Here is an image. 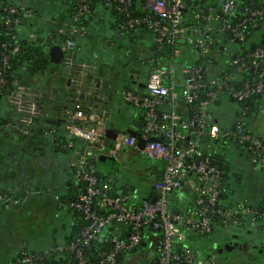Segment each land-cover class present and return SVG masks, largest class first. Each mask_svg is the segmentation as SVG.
<instances>
[{
  "label": "built area",
  "instance_id": "2783aa9c",
  "mask_svg": "<svg viewBox=\"0 0 264 264\" xmlns=\"http://www.w3.org/2000/svg\"><path fill=\"white\" fill-rule=\"evenodd\" d=\"M78 2L70 21L89 12V0ZM101 2L104 8L126 14L121 30L148 31L159 54L150 62L142 81L144 88L122 92L125 103L141 111V125L134 135L117 131L105 146L104 123L78 97L60 123L69 140L67 147L79 145L77 149H81L71 151L73 175L81 190L68 205L86 221L66 246L75 264H86L83 248L106 234L111 247L99 250L96 264H204L191 247L193 238L214 237L215 245L218 234L233 233L249 222L264 220V198L259 207L223 200L222 170L214 160L226 148L244 149L253 168L264 170V139L244 118H236L229 127L213 113L214 109L220 112L215 102L222 96L245 102L264 92V9L241 0ZM135 4L142 12L139 15L130 14L129 8ZM3 10L7 12L5 25L10 28L12 15H33L30 9L10 5ZM247 37L254 45L245 50L237 47ZM68 43L72 42L67 40L62 47ZM200 57H208L210 62L221 60L228 71L217 74L210 64L197 62ZM7 59L8 55H3L4 64ZM246 70L250 76L242 77ZM3 83L0 78V85ZM27 97V93L21 95L25 100ZM182 104L188 106L190 116L179 109ZM139 140L144 141L142 148ZM122 149H132L162 163L160 177L151 183L153 196L139 200L135 190L113 195L108 193L112 178H98L95 160L104 154L116 156ZM178 191H182L178 199L186 201L181 207L171 197ZM10 203V196L0 190V204ZM143 240L153 249L152 261L141 263L132 260V255L124 256L121 262L117 259L119 253L133 251ZM15 264H43L42 256L25 252Z\"/></svg>",
  "mask_w": 264,
  "mask_h": 264
},
{
  "label": "crops",
  "instance_id": "0c3cea01",
  "mask_svg": "<svg viewBox=\"0 0 264 264\" xmlns=\"http://www.w3.org/2000/svg\"><path fill=\"white\" fill-rule=\"evenodd\" d=\"M11 1L20 8L33 10L35 13L34 17L21 13L15 19L16 37L31 46H40L54 38L62 56L55 55L57 61H54L50 54L49 67L45 73L34 76L25 74L16 79L12 92L3 97L5 100H0V189L11 198L9 205L0 204V264H15L17 257L25 252L42 255L65 245V234L55 238L53 234L43 232L48 234L51 241L37 244V251L34 250L35 246L31 247L36 243V221L40 223L47 204L54 203L57 209L66 208L64 210L69 215V225L76 222L68 202L80 193L81 187L73 175V156L64 140L66 135L60 130V119L78 97L85 108L100 116L106 130L112 123L116 131H135L140 124L135 126L134 122L139 123L138 114L141 111L138 112L125 103L122 92L128 83V86H134V82L142 84L143 80L135 72H129L125 78L121 71L117 80L122 84L120 94L118 91L116 93L113 90L115 79L112 82V73L108 71L113 70L108 59H118L121 65L124 59L131 58L128 53H120L122 48L136 50L139 59L151 55L153 50V36L148 31L140 28L129 36L121 34L111 28L112 20L108 12L101 8H98L97 14L86 26L71 31L72 43L63 48L59 36L70 26V0ZM192 60L193 57L190 56L189 61ZM23 93L28 95L26 100L21 98ZM257 106L253 104L247 115L251 129L264 138V126L256 124V120L261 118L254 111ZM181 108L179 107L180 110ZM219 117L223 122L227 119ZM238 153L249 161L245 153ZM138 154L143 155L132 149H122L116 156H102L118 163L117 173L123 179L122 183L128 184L129 191L135 190L137 199L140 200L153 196L151 183L153 178L161 175L162 163L157 161L143 164L134 158ZM124 156H127L126 161ZM250 165L252 166L251 163ZM107 167L99 168L101 170ZM111 178L114 181L112 176ZM181 193L182 191H178L174 195L178 198ZM49 196L52 200L48 199ZM250 198L252 202L245 199L237 202L260 206L264 190L260 195L252 193ZM185 203L186 201L178 199L175 205L181 207ZM234 233H251L260 240L247 252L251 258L260 259L263 261L261 264H264V223L246 224V227L238 228ZM221 235L222 233L218 234ZM199 240L192 239L194 243ZM134 258L144 260L140 252L131 256L132 260ZM206 261L205 264L210 263L208 259Z\"/></svg>",
  "mask_w": 264,
  "mask_h": 264
},
{
  "label": "trees",
  "instance_id": "16d2710c",
  "mask_svg": "<svg viewBox=\"0 0 264 264\" xmlns=\"http://www.w3.org/2000/svg\"><path fill=\"white\" fill-rule=\"evenodd\" d=\"M242 2L248 3L251 2L253 6L255 7H260L264 9V0H241ZM78 0H70V9L68 12V16L73 15V13L75 12L76 7L78 6ZM5 5H10V6H15L17 8H20L19 6H17L16 4H14L11 0H0V78L4 79V83L0 85V100L7 94L11 93L13 88H14V81L16 79H19L20 77H22L25 74H28L30 76H34L36 74H43L46 72V70L49 67V57H50V49L51 47H53L56 42L55 40H53L52 38L47 40L44 44L40 45V46H31L29 44H27L24 40H19L16 37V23H15V19L17 17H19L21 15L22 12H19L18 14L12 15L11 16V26L12 28L8 27L5 25V17L7 15V12L5 10H3V7ZM98 8H101L102 10L108 12L112 23H111V28L112 29H116L118 30L121 34L124 35H132L134 32H136L138 29L137 28H128L126 30H121L120 29V25L127 19V16L125 13L123 12H117L115 11L113 8H104L102 7V2L101 0H89V12L85 13L83 16L79 17L78 20L76 21H70L69 20V28L67 29V31L65 33H61L60 36L59 34H55V36H59V38L62 40V44L65 45L67 40H71L73 38V34H72V30L78 27H83L86 26L87 23L97 14ZM130 10V14L131 15H139L142 12L140 11V9L138 8V6L135 4L133 5L131 8H129ZM33 17L35 16V13L33 12ZM187 14L189 13V10H187L186 12ZM72 31V32H71ZM262 37V36H261ZM250 37H247L246 40L241 43L237 47H242L244 50L246 48H251L254 43L250 41L249 39ZM133 41V40H132ZM256 44V42H255ZM153 50H152V54L139 59L137 57L138 52L136 50L130 49L127 50L128 55L131 56V58L129 59V61H131L133 64H138V63H142L144 65L148 66V71L149 68L151 66V60L153 59V57H155L157 54H159V52L156 51V47L153 43ZM8 55V59L7 62L4 64L2 57L3 55ZM158 56V55H157ZM202 62L204 65L210 64V66L214 67V72L219 74V73H226L225 70L221 63V60H217V62L215 61H209L208 57H200L199 60H197V62ZM249 70L244 71L243 73H241L242 77H248L250 76ZM130 73H134V71H130ZM214 73V74H215ZM148 74V72H147ZM144 81V79H143ZM132 83V82H131ZM134 86H128L130 85V83H128V85L126 86L125 89H139L142 90L141 86H139V83L134 82ZM200 97L203 98L204 97V93L200 92ZM199 100H197L196 103H198ZM227 102H235L238 105L236 106L237 108L234 109V117L233 118H229L227 117L226 121L224 122L225 125L232 127V125H234V121L236 120V118L238 117H242L247 121V124L250 126V120L248 118L247 115V111H249V109H252L253 104H257L258 108H254V111L256 112V114H258V116L260 117H264V92H261L260 94H257L255 96H253L251 99L245 101V102H240V101H235L232 100L230 97L228 96H222L218 101L215 102V106L220 108L222 110V108H224V104ZM184 107V108H183ZM190 107V106H189ZM215 107V108H216ZM133 108V107H132ZM248 108V109H247ZM136 109V108H133ZM182 111H184V109L186 110L185 115L190 116L191 115V111H187L188 106L187 105H183L182 104ZM138 112H140L139 109H137ZM213 113L215 115H217L218 111L217 110H213ZM137 116V115H136ZM138 116H140V113L138 114ZM218 117V116H216ZM138 118V117H136ZM139 119V118H138ZM61 121L63 120V118L60 119ZM139 121V120H138ZM140 123V122H139ZM141 125V124H140ZM59 135V134H58ZM261 138H263L260 135ZM264 139V138H263ZM65 142L67 143L69 140L64 138ZM74 150H79L81 151L80 148L77 149V147H75L74 145H72L71 147L68 148V151H74ZM232 151H237V152H241V153H245L246 152L244 149H240V150H236V148L234 150H230L227 149L223 151V153H219L217 155L214 156V160L219 164V166L221 167L222 170V175H223V179H222V188H223V197L225 196V189L226 187H228V184L225 183V173L223 170V161H224V156L227 157V155H229V153H231ZM100 159L99 157L95 160V166L97 169V175L98 178L100 180H106L107 178H110L111 176L113 177L114 181H111L109 186V191L108 193H112L113 195H118V194H126L129 192L130 188L127 185H125L124 183H122V178L118 175V167L116 164V161H114L113 159ZM103 166H108L107 168H100L99 167H103ZM228 166L225 167V169H227ZM260 171H264V170H260ZM160 176L158 175L157 178H159ZM1 190V189H0ZM3 192H5L4 190H1ZM6 193V192H5ZM261 206V205H260ZM259 207V206H257ZM74 212V216L76 217V222H74V224H72L71 226V230L69 232V234L66 237V242H65V246L60 248V249H56L53 251H49L47 253L42 254V262L43 264H75L76 263V259L73 255L72 252L69 251V249L67 248L66 245H68L72 240H74L78 233L80 232V230L82 229V227L86 224V221L83 219V216L81 215V213L73 208H71ZM264 221V220H263ZM115 226H118L119 224H114ZM104 238H102V240L94 239L91 241L90 245L87 247H84L82 252L83 255L87 258V263L86 264H96L97 261V253L99 252L100 249H108L111 247V242L108 240V238L106 237V234H104ZM211 237L208 236L206 237L204 240H208L210 241ZM203 239V238H202ZM143 253L144 252V260L141 263L144 262H149L152 261L154 259L152 252L153 249H149L148 248V243L146 242V240H143L142 242H140L139 246L134 249L133 251H125V252H121L117 255V259L121 262L122 259L131 255H134L136 253Z\"/></svg>",
  "mask_w": 264,
  "mask_h": 264
},
{
  "label": "rangeland",
  "instance_id": "374dc122",
  "mask_svg": "<svg viewBox=\"0 0 264 264\" xmlns=\"http://www.w3.org/2000/svg\"><path fill=\"white\" fill-rule=\"evenodd\" d=\"M134 45L133 43H131ZM120 53L122 55L127 54V50L125 48H122L120 50ZM130 59V58H129ZM109 66L113 69H108L109 72L112 73V82L113 79H115V83L113 84V90L117 93V91L120 94V88H121V81H117L119 78V74L123 72L124 77L127 78L128 73L130 71H134L136 75H138L139 79H146L147 72H148V66L144 65L142 63H138L135 66L129 61V60H123V64H119L120 61L118 59L112 60V58L108 59ZM122 65H124V68L122 69ZM109 67V68H110ZM122 71V72H121ZM109 77L111 76L108 73ZM5 100V98H2V101ZM238 104L235 102H227L222 108V112H218L216 116L220 118L222 117H234V109L237 108ZM221 111V110H220ZM259 123V127L264 126V118L261 117L258 120H256V124ZM263 134V133H262ZM231 154V155H230ZM230 155V156H229ZM229 157L224 156V162H223V170L225 173V183L228 184V187L225 189V196L223 197L224 201H243L245 199L246 201L252 202V199L250 196L252 193H258L260 195L264 190V171H260L259 169H253L250 165L249 161L244 157V155H240V153L236 151H232L229 153ZM124 161H126L127 156H124ZM134 158H136L138 161H141L143 164H146L148 162L150 163H156L155 160H148L143 155H135ZM228 166L227 169L225 167ZM136 180H138L136 178ZM139 183V181H138ZM136 186V185H135ZM137 189V188H136ZM138 190V189H137ZM175 203L178 202V198L175 197L174 193L171 196ZM48 199L52 200V197L49 196ZM61 208L57 209L55 207L54 203H49L45 206L43 213L40 217V223L39 221H36V236L35 245H32L31 247H34L35 251H37L36 245L39 243H47L51 241V238H48V234L51 233L54 235V237H59L63 234L67 236L71 230V226L69 225V215L67 211ZM236 231V230H234ZM38 232H41L38 234ZM46 232V233H43ZM146 234V238H147ZM197 240L199 237H195ZM219 239L221 238L218 237ZM222 239V238H221ZM212 241V237L209 239ZM213 242H209L208 240L200 239L199 241H196V243L192 242L191 247L198 251V257L202 259L203 263L207 262L206 260L209 259L210 261L220 264H261L263 263L262 260H256L254 258L248 257L247 255L243 254L242 252H233L232 255L228 258L226 256H219L218 260H215L216 258L213 257L210 249L212 248ZM209 254V257L207 256ZM243 256V257H242ZM208 260V261H209Z\"/></svg>",
  "mask_w": 264,
  "mask_h": 264
},
{
  "label": "flooded vegetation",
  "instance_id": "af4514ba",
  "mask_svg": "<svg viewBox=\"0 0 264 264\" xmlns=\"http://www.w3.org/2000/svg\"><path fill=\"white\" fill-rule=\"evenodd\" d=\"M260 223H264V221H259L256 220L254 222H249L247 223L249 224H260ZM244 227H246V225H244L241 229H243ZM220 237V236H218ZM218 237H216V244L212 245V248L210 249L212 255L214 258H216L215 260H218L219 256H226V257H230L232 255L233 252L236 251H241L243 252V254L247 255L248 257H250V253L247 252V250L252 246H256V243H258L260 240L257 239L253 234L248 233V234H244V235H239L237 233H222L221 238L219 239ZM214 239V237L212 238ZM210 243L212 241H209ZM219 250H221L219 252ZM209 257V254H208ZM209 260V259H208ZM210 262L209 264H216L213 261H208ZM219 264V263H217Z\"/></svg>",
  "mask_w": 264,
  "mask_h": 264
},
{
  "label": "water",
  "instance_id": "95a60500",
  "mask_svg": "<svg viewBox=\"0 0 264 264\" xmlns=\"http://www.w3.org/2000/svg\"><path fill=\"white\" fill-rule=\"evenodd\" d=\"M49 54H51V56H52V60H54V61H57V59L55 58V55H60V56H62L61 49H60V47L57 46V45H54L53 47H51ZM130 78H131V76H130ZM133 82H134V81H133ZM139 86L144 87V84H143V83H142V84H139ZM134 125H135V126H138L139 123L134 122ZM126 132H128V133L131 134V135H134V134H135V132H134L133 130H131V129L126 130ZM116 133H117V131L113 128V124L111 123V124H110V127H109V128L106 130V132H105V138H104V140H103V144H104L105 146H107L108 143H109V139L114 138L115 135H116ZM203 139H204V137H202V140H203ZM138 145H139L140 148H142L143 145H144V141H143V140H139V141H138ZM99 158L103 160V159H105L106 157L101 155ZM220 251H221V250H219V252H220Z\"/></svg>",
  "mask_w": 264,
  "mask_h": 264
}]
</instances>
